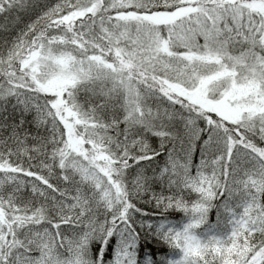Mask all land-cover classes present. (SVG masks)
<instances>
[{"label":"snow or ice","instance_id":"snow-or-ice-1","mask_svg":"<svg viewBox=\"0 0 264 264\" xmlns=\"http://www.w3.org/2000/svg\"><path fill=\"white\" fill-rule=\"evenodd\" d=\"M0 264H264V0H0Z\"/></svg>","mask_w":264,"mask_h":264}]
</instances>
